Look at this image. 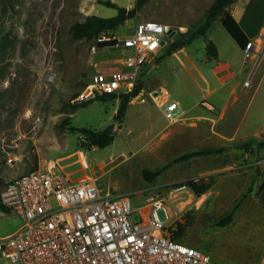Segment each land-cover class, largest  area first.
<instances>
[{"label": "rangeland", "instance_id": "1", "mask_svg": "<svg viewBox=\"0 0 264 264\" xmlns=\"http://www.w3.org/2000/svg\"><path fill=\"white\" fill-rule=\"evenodd\" d=\"M106 1L127 9L137 2L0 0V193L7 180L54 164L64 178H91L105 192L128 196L135 221L150 201H162L168 212L158 209V217L176 232L181 224L179 241L209 254L215 264H262L264 82L255 89L264 66L251 79L247 72L223 82L214 75L206 51L210 40L221 46L236 71L251 62L238 52L219 18L208 31L211 39L198 37L164 55L168 43L203 23L214 0H148L136 17L107 32V37L123 38L143 20L182 28L153 61L157 67L147 73L149 66L141 76L140 94L130 100L120 120L117 98L75 108L81 104L73 100L90 77L118 68L123 55L112 47L94 53L95 40L71 35V26L89 15L116 16ZM168 97L181 109L202 111L171 123L162 105ZM110 120L104 131L113 142L103 148L89 146L79 129L98 131ZM219 148L225 151L173 164L153 183L142 175L144 169H160L185 153ZM188 181L205 184L208 191L201 196L192 189L174 191ZM231 213L232 221L219 226ZM21 225L16 213L0 208V238ZM0 264L15 263L1 259Z\"/></svg>", "mask_w": 264, "mask_h": 264}, {"label": "built area", "instance_id": "2", "mask_svg": "<svg viewBox=\"0 0 264 264\" xmlns=\"http://www.w3.org/2000/svg\"><path fill=\"white\" fill-rule=\"evenodd\" d=\"M181 29L143 20L123 38L101 33L92 51H100L99 43L115 41L112 49L123 54L119 67L94 73L73 102L104 94L120 99L132 93L141 74ZM251 46L243 50L246 59L252 56ZM162 105L169 122L181 119L177 101L168 97ZM54 166L6 181L0 202L16 213L22 225L0 238V260L15 264H215L209 254L173 238L176 229L157 214L158 209L167 211L162 201H150L135 221L128 196L105 192L91 178H64ZM173 189L191 190L186 183Z\"/></svg>", "mask_w": 264, "mask_h": 264}, {"label": "trees", "instance_id": "3", "mask_svg": "<svg viewBox=\"0 0 264 264\" xmlns=\"http://www.w3.org/2000/svg\"><path fill=\"white\" fill-rule=\"evenodd\" d=\"M148 2V0H137L136 5L132 9H127L126 7L119 6L111 1H106L103 4L107 7H111L117 10V15L110 18H103L97 15H89L82 22H75L71 26V35L75 40H85L91 41L98 38L101 33H107L113 30H116L121 25L125 24L127 20H130L138 15L144 5ZM234 3V0H214L210 8L208 9L205 19L203 23H201L194 31L190 30L188 33H182L176 40L168 43L165 48L164 55H170L173 52L178 51L179 49L185 47L189 43L193 42L198 37H202L204 41L209 40L207 31L211 27L212 23L220 18L222 21V25L229 33V35L233 38V40L238 44V46L244 50L249 44V38L237 22V20L230 13V7ZM115 41H105L99 43V47L104 49L106 47L113 46ZM164 50V49H163ZM207 56L209 58L216 59L218 57V49L216 45L210 40V43L206 45ZM107 70V69H106ZM148 70V69H147ZM146 70L141 74L143 76ZM140 76V78H141ZM138 80L134 90L130 94L121 95L120 96V104L117 110L116 118L117 120L122 119L124 116L128 104L132 97L137 96L143 89L142 81ZM87 85L85 83L84 87ZM116 95H107L104 94L102 96H98L93 100L98 101H107L109 99H116ZM85 101L80 103L81 105H74L75 108L87 106L91 101ZM79 131H82L87 135V138L90 142L89 146H97L100 148L106 147L113 142V137L108 133V131L102 132L101 130L93 131L87 128H80ZM247 146H250L248 144ZM225 151L224 148L219 149H207V150H199L185 153L179 157H177L173 162L167 164L166 166L157 169H144L142 171V175L144 179L148 183H153L162 173H164L170 166L175 163H179L182 161L190 160L195 157L200 156H208L219 154ZM190 188L195 192L197 196H201L208 191V186L205 184H200L194 181H188ZM0 208L3 212L10 213L11 210L5 207L0 202ZM232 213L223 218L218 224L221 227L228 225L232 221ZM183 226L178 224V232H173L172 236L175 240L179 241L178 235L182 232Z\"/></svg>", "mask_w": 264, "mask_h": 264}, {"label": "crops", "instance_id": "4", "mask_svg": "<svg viewBox=\"0 0 264 264\" xmlns=\"http://www.w3.org/2000/svg\"><path fill=\"white\" fill-rule=\"evenodd\" d=\"M229 11L233 15V17L237 20V22L239 23V25L241 26V28L249 38V43H252L251 62L247 64L244 63L242 67L239 68L238 71H236L235 67L232 64V61L227 57H223L221 46L215 44L218 49V57L210 61L211 63L214 64L213 72L214 75L217 76L218 79L221 80L222 82L227 80L229 76H233V78H237L243 72H247L248 79H251L259 71V69H261V67L264 66V0H234V3L231 5ZM220 22L222 24L221 19ZM208 31H207V35H208ZM208 38L211 39V37L209 36ZM237 50L238 52L243 53V50L238 46V44H237ZM155 67L157 66L152 63L151 69H149V72L147 73H150L153 69H155ZM263 82H264V71L257 82L255 89L256 91L260 90ZM208 105L209 107L214 109V106L211 103H209ZM179 106H180L179 111L181 113V117L185 115L190 116L194 114H200L199 111H202L201 109L194 110V107L190 108L191 106L187 107L185 110L181 109L182 107L180 103ZM204 109H208V108L204 106Z\"/></svg>", "mask_w": 264, "mask_h": 264}, {"label": "water", "instance_id": "5", "mask_svg": "<svg viewBox=\"0 0 264 264\" xmlns=\"http://www.w3.org/2000/svg\"><path fill=\"white\" fill-rule=\"evenodd\" d=\"M210 43V41H208L207 42V44H209ZM162 44H164V42L162 43ZM113 123V120H110L102 129H101V131L103 132L110 124H112Z\"/></svg>", "mask_w": 264, "mask_h": 264}]
</instances>
